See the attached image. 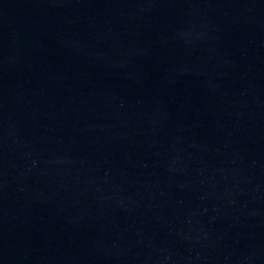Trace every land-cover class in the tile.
Here are the masks:
<instances>
[{
    "label": "water",
    "instance_id": "1",
    "mask_svg": "<svg viewBox=\"0 0 264 264\" xmlns=\"http://www.w3.org/2000/svg\"><path fill=\"white\" fill-rule=\"evenodd\" d=\"M0 264H264V0H0Z\"/></svg>",
    "mask_w": 264,
    "mask_h": 264
}]
</instances>
